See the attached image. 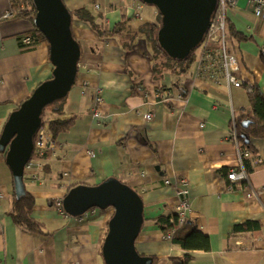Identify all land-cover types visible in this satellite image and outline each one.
I'll return each instance as SVG.
<instances>
[{
	"label": "crops",
	"instance_id": "1",
	"mask_svg": "<svg viewBox=\"0 0 264 264\" xmlns=\"http://www.w3.org/2000/svg\"><path fill=\"white\" fill-rule=\"evenodd\" d=\"M134 1L65 0L71 12L91 7L100 13L107 31L123 18L131 23L114 36L100 37L88 24L73 21L82 57L77 82L62 102V119L73 117L75 124L58 137V149L46 153L39 180L25 175L39 231H29L11 217L14 180L7 150H0V264H105L102 246L114 210L71 217L62 201L74 186H95L109 178L142 197L144 224L136 248L153 264H172L186 254L192 257L190 264H264V192L247 197L264 189V139H250L249 185L231 189L228 180L229 171L241 166L236 121L253 115L247 85L264 94V19L258 20L244 0L228 15L230 28L245 37L229 38L242 87L198 77L202 50L186 76L166 74L157 80L153 50L141 29L158 22V11L145 5L138 17ZM11 9V0H0V137L10 115L52 78L54 69L46 40L22 45L34 26L8 16ZM95 88L103 97L99 105ZM147 113L153 114L150 122ZM181 179L188 182V220L209 238L208 250H186L165 239L157 221L175 212ZM247 222L258 226L235 231Z\"/></svg>",
	"mask_w": 264,
	"mask_h": 264
},
{
	"label": "water",
	"instance_id": "2",
	"mask_svg": "<svg viewBox=\"0 0 264 264\" xmlns=\"http://www.w3.org/2000/svg\"><path fill=\"white\" fill-rule=\"evenodd\" d=\"M156 8L161 15L157 33L159 47L172 59L186 60L205 39L218 0H138ZM34 26L50 48L52 78L43 82L14 111L0 137V150L6 151V164L13 175L16 197L26 194L25 168L35 149V137L43 126L45 110L67 98L77 82L82 57L81 44L73 35V18L65 0H33ZM250 120L242 123L248 128ZM241 138L250 143L246 134ZM64 212L80 217L93 209H113L102 246L105 264H153L136 248L144 224V202L130 186L116 178L90 186L72 187L62 201Z\"/></svg>",
	"mask_w": 264,
	"mask_h": 264
},
{
	"label": "trees",
	"instance_id": "3",
	"mask_svg": "<svg viewBox=\"0 0 264 264\" xmlns=\"http://www.w3.org/2000/svg\"><path fill=\"white\" fill-rule=\"evenodd\" d=\"M22 2L24 3V6H21L18 1L12 2L13 15L28 20L34 26L36 11L33 5V0H22ZM71 15L73 21L78 20L88 24L100 37L114 36L115 34L123 31L128 23H131L126 20V18H123L122 21L115 26L114 30L107 31L104 28V17L100 13L95 12L91 7L80 8L71 12ZM158 16V22L156 24H146L141 29L143 31V35L150 43L153 50V71L155 79H163L166 74H170L178 78L186 76L196 63L197 52L201 50L204 43L194 50L186 60L179 61L170 58L158 45L157 33L161 27L162 21L159 13ZM227 28L230 39L239 38L243 40L245 38L232 30L228 22ZM29 36H32L34 40H46L44 36L35 28V26L33 31L29 33ZM175 87H178L177 82L175 83ZM252 89V93L249 92V101L253 115L237 119L236 133L240 149H247L250 150L251 153H254L251 143L245 144L244 140L241 138L242 134H246L249 139H264V94L259 88L253 86ZM63 101L54 103L52 106L48 107L43 114V126L46 124L49 125L50 134L53 139L57 141L61 134H65L70 131L75 124V118L73 117L70 119H62V116L64 115V110L62 108ZM50 118H52V120L48 121ZM246 120L251 121L248 128L242 127V123ZM242 162L247 171L252 170L249 159H243ZM35 204V199L27 192L21 197H16V195H14L13 207L10 213L14 222L29 231H39L40 224L34 220L32 216ZM157 221L163 225L162 230L164 234L174 230L172 242L181 245L183 249H209V238L199 233L196 230L194 223L189 220H187L183 226L179 227L177 222L178 216L175 212L166 217H159ZM256 224L257 223L255 222H247L244 225L237 226L235 231H247L252 226H258V224ZM191 260V255L186 254L182 258H173L172 264H190Z\"/></svg>",
	"mask_w": 264,
	"mask_h": 264
},
{
	"label": "built area",
	"instance_id": "4",
	"mask_svg": "<svg viewBox=\"0 0 264 264\" xmlns=\"http://www.w3.org/2000/svg\"><path fill=\"white\" fill-rule=\"evenodd\" d=\"M18 1L21 6H24L22 0ZM241 0H218L216 11L212 17L210 28L205 36L204 44L202 45V58L197 67V75L200 78L211 79L214 81L226 80L230 86L237 88L242 87L243 80L239 76L240 64L236 57L230 51L229 36H228V15L231 11L238 7ZM252 8L255 17L258 20L264 19V0H244ZM144 4L138 0L132 3V8L135 10V15L140 16L141 10ZM12 15V11L8 13V16ZM21 43L24 47H32L34 45V39L32 36H23ZM261 56L264 59V49L261 50ZM86 89L88 85L85 84ZM248 92L252 93L253 89L251 84L247 87ZM94 103L99 105L103 102L101 96V89H94ZM167 98V97H166ZM95 116H99V112L95 111ZM147 122L152 121L153 114L147 113L145 116ZM49 119L48 121H51ZM234 137L237 141V133L235 131ZM35 149L31 160L28 162L25 168V175L33 180H39V174L43 168L42 160L48 151H55L58 149V141L53 139L49 131V125L46 124L40 128L35 137ZM252 155L249 150H239V157L241 160V166L238 169H231L228 173V180L230 182V188L239 187L244 188L249 185V172L243 166V159H249ZM170 182L166 181V184ZM180 187L178 196L180 203L175 209V213L178 216V226H183L188 220V216L191 213V207L189 202L188 182L185 179H181L178 182ZM264 189H256L247 193V197H259ZM173 222V221H172ZM174 230L167 234H164V238L172 241Z\"/></svg>",
	"mask_w": 264,
	"mask_h": 264
},
{
	"label": "rangeland",
	"instance_id": "5",
	"mask_svg": "<svg viewBox=\"0 0 264 264\" xmlns=\"http://www.w3.org/2000/svg\"><path fill=\"white\" fill-rule=\"evenodd\" d=\"M145 6V5H144ZM11 11H12V9H11ZM10 12V11H9ZM12 15H13V12H12Z\"/></svg>",
	"mask_w": 264,
	"mask_h": 264
}]
</instances>
